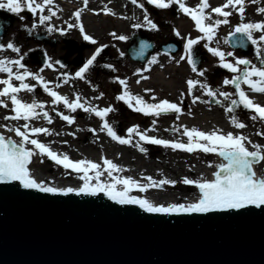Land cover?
<instances>
[{"label":"snow or ice","instance_id":"obj_1","mask_svg":"<svg viewBox=\"0 0 264 264\" xmlns=\"http://www.w3.org/2000/svg\"><path fill=\"white\" fill-rule=\"evenodd\" d=\"M149 4H153L156 8L165 9L171 5H179V9L190 16L195 23L196 29L203 33V37L197 39L189 38L185 44V51L188 54V63L192 65V71L197 73L199 76H203V71H198L195 61L192 59L191 50L192 46L198 43L199 39H207L211 41L215 35V29L221 24H227L231 11L225 9H235L240 14L241 23L234 26V30L229 33V36H236L240 34L237 43L241 47L244 46V38L251 42L253 46H256L259 42H264V20L257 22H243V14L245 12V0H226V2L218 7H211L208 0H199V3L195 7H189L186 5L185 0H147ZM53 3V0H0V9L7 10L11 13L19 15L22 11L27 9L28 12L33 15L39 14V22L44 24L46 21L51 20V17L55 15V12L51 7H48ZM133 4H137V0H132ZM84 8H87L88 0H83ZM139 7L143 8V4H138ZM45 8L51 15H44ZM206 9H210V12H206ZM83 8H78L73 15L76 18L77 23L80 21V15ZM94 11V10H93ZM105 14L114 15L111 9L106 6L102 9ZM260 13H264V8L257 10ZM211 13H216L218 17L224 19H215L212 21ZM21 20L23 16H19ZM206 21H211L207 22ZM144 24L151 29H157V25L153 23L147 12L144 14ZM36 25L33 24V27ZM75 24H69L68 27H74ZM134 28H140L144 25L137 23L132 25ZM80 31L83 34V39L90 41L91 43H97L92 36L84 34L83 25H79ZM51 30V27L49 28ZM63 32L64 30L58 29ZM261 33L258 38H254L253 33ZM115 39L125 41L128 38L124 35H117L111 33ZM179 35V32H176ZM227 42V41H226ZM146 45H142L145 47ZM208 51L215 57L219 58L220 67L227 69L234 75L223 80L224 85H233L235 89L234 95L238 98L231 99L230 105L226 109L229 112H233L237 107H243L249 111H252L254 115L251 119L256 120L259 118L264 121V106L259 103H255L248 94L243 90L241 85H247L252 92L264 93V52L260 48L256 49L258 59H260L261 67H257L247 58L234 57V61L226 60V56H233L232 52L225 53L221 51L219 47H209L208 44L204 45ZM107 45H101L95 49L93 55L75 72V77L83 80L85 74L89 68L93 65L97 55ZM11 50L15 53H20V48L13 42L7 43V45L0 43V50ZM124 55L123 52L120 53ZM185 57H181L184 59ZM23 56H19L17 59L3 58L0 59V73H6L7 78L0 79V97L8 98L11 101L12 109L14 113L10 117L5 119L11 120H23L20 126L9 127L7 125H0L5 128L7 132L14 133L19 140L12 139L11 136H5L0 133V182L18 181L20 185L25 189H37L45 193H61L68 194L75 192L76 194H90L95 195L98 192H105L110 199L116 201L119 204H137L146 212L151 213H208L214 211H229V210H243L249 206H255L256 208L264 207V172L259 175L254 170V165L260 161H264V145L253 144L254 150L250 151L245 141L247 137L239 134H233L232 132L223 133L221 130H213L211 132L201 131L195 127L188 128L183 127L182 135L188 137L187 143H181L177 141H171L167 139L157 138L155 136H149L146 134L148 130L140 131L138 125H133L127 128V136L118 135L113 129L111 124L107 121L106 117L108 113L114 111L109 107L99 108L92 105L87 100H82L79 94H76L74 99L61 95L59 92L54 91L48 87L49 81H45L43 76L38 73L27 70L25 65L22 63ZM156 57H152L150 63H156ZM59 63V61H57ZM241 65L243 67H241ZM47 67H52V64H46ZM23 69V71H13V68ZM106 67L112 68V65ZM115 69L113 68V71ZM141 69H137V73L141 72ZM65 77L67 73L63 74ZM31 77L33 80L40 83L43 87V91L51 97L52 104L62 103L63 106L72 112L77 109H82L84 112H92L102 122L100 125L101 131H106L107 135L113 140L118 141L120 144H130L132 137H139L140 141L147 143L162 145L164 147H171L173 149H181L188 152H192L195 149H199L205 153H215L219 157H222V161L214 166L215 171L212 173V178H199L196 180L184 178L183 183L186 185H194L199 190V196L194 202L190 203H179L169 204L167 206L158 205L150 202L145 198H138L128 195V193L137 188L143 192L149 187H159L164 184H175V181L163 179L160 181L153 180L152 177H144L147 183L141 184L134 180L132 177H121L113 178L112 183H102L99 181L102 167L90 160H76L72 161L66 154H58L53 151L50 146L41 142L35 138L41 133L50 134L49 130L43 127H33L29 121L37 118L42 111L43 117L48 119L51 123V118L47 111H43V103H38L33 100L32 103L23 102L18 98V93L21 90L33 92L35 85L25 83L26 78ZM141 79H148L146 76H141ZM13 80L19 81V85L13 83ZM117 82L123 87V91L116 97L118 100L123 101L127 106L136 112L143 113L144 115L158 116L166 113H177L179 114L182 109L177 103L170 102L167 99H160L158 102H147L142 96L134 95L127 85V79L116 78ZM65 82H67L65 80ZM137 83L140 81L137 80ZM187 93L192 96V101L195 103L200 99L199 96L193 95V89L197 86L203 91L205 95L210 98H215L217 92L213 91L212 88L204 82L196 79H188L186 81ZM59 87V85H56ZM146 92H152V89H145ZM220 96L228 99L231 95L229 92H219ZM103 96V93L100 94ZM184 93H181V100L183 99ZM100 97H95L99 99ZM153 101H156V96L153 94L151 97ZM208 103V101H204ZM219 103V101H216ZM0 106L7 107V104L3 99H0ZM60 118L69 124H72L75 120L74 116L64 115L62 112L57 113ZM232 124L235 128L243 129L246 125L239 121L238 117L232 116ZM155 124V120H153ZM178 129H173L177 131ZM251 143L250 141H248ZM31 145L32 147H29ZM141 152L145 149L137 145ZM41 156L46 155L49 159L54 160L57 164L63 165L64 168H71L72 170L83 173L80 179L84 181V184L79 188H58L52 187L45 184L44 181H38L33 177L30 172L29 164L32 157L36 154ZM103 159V166L111 177L114 171L118 170V165L113 163L112 160L107 158ZM123 170V169H120ZM95 173L96 184L93 186L89 183L91 177L89 172ZM117 185H122L120 189H117Z\"/></svg>","mask_w":264,"mask_h":264},{"label":"water","instance_id":"obj_2","mask_svg":"<svg viewBox=\"0 0 264 264\" xmlns=\"http://www.w3.org/2000/svg\"><path fill=\"white\" fill-rule=\"evenodd\" d=\"M0 264H264V207L151 213L0 182Z\"/></svg>","mask_w":264,"mask_h":264},{"label":"bare ground","instance_id":"obj_3","mask_svg":"<svg viewBox=\"0 0 264 264\" xmlns=\"http://www.w3.org/2000/svg\"><path fill=\"white\" fill-rule=\"evenodd\" d=\"M88 1H97V0H88ZM111 3L113 4V7H107L108 9H111V11L114 13V15H109L105 14L102 9L105 7L103 4H101V7H80L83 8V11L81 12L80 15V21L77 23V26L82 24L84 28V34L90 35L93 37L94 40L97 41V47H100L101 45H107V47H104L102 51L106 53V64L109 65V54L111 52V56L116 58L117 60H114L113 66L115 67L116 65H119L115 68L116 74L114 75V79L116 80L117 77L120 79H127V85L128 89L134 94V95H140L142 96L147 102L152 103V102H158L160 99H167L170 102L177 103L181 107L182 111L177 114H172L170 117L167 118H162L164 116L159 117L161 121L159 123L152 124V128L156 129V131H164L168 132V130L172 132L173 129H178V131L182 130L183 127H186L187 125H190L191 127H195L199 130H206V131H212V126L210 122H213L214 126H221L220 128L223 130H227L226 128L222 126L229 125V121L224 120L223 113L219 114L215 109L213 111L212 108H207L201 107L198 110L191 111L190 109V103L192 100V97L188 95L187 93V85L186 81L188 79H196L198 78L195 76V73L192 70H188L189 74H186L185 76V69L186 66L182 65L183 61L187 60V53L185 51V44L187 40L191 37H188L187 35L184 34V30L189 28V19H191L190 16L186 15L181 11L180 17L172 19L171 21L173 22L171 25V22L168 19V15H158L157 13L154 14H148L149 19L153 21L157 25V29H151L148 26L144 24V14L147 9H142L139 7H131L130 4H127L120 1V0H110ZM209 1V0H208ZM252 0H245L244 7H248V3L251 2ZM100 3H106L108 0H98ZM213 3L214 1L211 0ZM185 3L187 6L192 7L196 6L198 3L195 0H185ZM217 4H212L211 7H218L224 4L223 2H214ZM48 7H51L52 10L55 12V15L51 17V20L46 21L43 25H36L37 27H45L49 30L51 27V30H49L53 34H57L60 31H58L59 27H65L66 25L70 24V19L65 20L64 17V12L61 10V7H54L52 4L49 5ZM260 8H264V4L261 6H258ZM67 9V8H66ZM78 9V8H77ZM94 10V11H93ZM206 12H210V9H206ZM71 12V10H70ZM76 10L74 11V13ZM44 15H51V13L48 12L47 8H45V11L43 13ZM152 15H157V16H162L164 22L169 23L168 30L163 31L157 20L152 16ZM216 16V13H211V16ZM250 15H254L253 17ZM244 20L251 21L253 19H258V17H263L264 18V13L260 12H254L253 14H249L248 12H245L243 14ZM221 19H224L221 17ZM140 23L144 26L142 28L144 29L145 35H154V39L156 43H162L166 42V40L170 37H176L179 40H181L183 44V48L179 53L174 55V57L168 56L165 53L159 51L155 52V57H156V63H150V61L146 64H140L138 62H135L130 58L128 49L130 47L131 43V34L134 32L136 28H134L132 25ZM238 22H235L237 24ZM86 26V27H85ZM235 26L233 23H229V28L234 29ZM30 28H35L33 26H29ZM228 27L224 25H219L214 31L215 35L211 41H208L205 39L206 43L209 45V47H219L218 44L220 45L219 40V35L222 36L228 32H230ZM195 29V30H194ZM193 31L194 33L199 32L196 28H194ZM116 33L117 35H124L128 39L125 41H120L115 39L111 33ZM176 32H179V35H176ZM80 38H83V34H80ZM191 39H197V38H191ZM201 48V44L198 40V43L196 45ZM203 46V45H202ZM206 50V53H209L210 56H212L215 60H219L218 57L213 56L206 47H204ZM221 51H224L225 53L228 52V50H223L221 47H219ZM101 51V52H102ZM95 52L94 50H91L90 52L87 53L86 55V60H88L93 53ZM100 52V53H101ZM123 52L124 55L121 56L120 53ZM99 53V54H100ZM153 56V57H154ZM181 57H185L184 59H181ZM98 55L96 57V60L94 61L93 64L97 65L98 63ZM127 61L126 64V69L121 68L122 65L121 63L123 61ZM82 67V66H80ZM78 67V69L80 68ZM52 67H47L46 70L51 69ZM77 69V70H78ZM137 69H141L142 71L137 73ZM54 72H59L58 68L54 69ZM194 74V75H193ZM205 75L212 76V73L210 71H206ZM141 76H146L148 79H141ZM95 78H97V81L99 84V91L100 93H103V96L100 95V93L93 94L89 97L92 102H90L92 105H95L99 108H104L105 107V101L108 100L110 97V91L107 85V80L108 78L106 76H102L101 74L97 73L95 75ZM139 80L140 82L137 83L136 81ZM177 82L176 87L174 86V83ZM157 86L160 87L161 92H157ZM199 88V86H197ZM76 89L80 90L82 92L81 96H83V86L77 85ZM145 89H152V92H146ZM123 87L117 82L114 85V93L113 96L116 98L122 91ZM181 93H184L183 99L181 100ZM153 94L156 96V101H153L151 97ZM193 94L195 96H199V93L195 92V89H193ZM204 94V93H203ZM206 99H209L213 102H216V97L215 98H210L207 95H205ZM95 97H100L99 99H95ZM117 99V98H116ZM123 102V101H122ZM124 103V102H123ZM224 103H219V105H223ZM127 106V104L124 103V106ZM214 108V107H213ZM212 112V113H211ZM176 117L177 122L176 124H169L167 125L166 122L169 119H172ZM202 120V123L201 121ZM220 121L223 123L220 125ZM189 122V123H188ZM204 122V123H203ZM219 122V123H217ZM100 123L98 122L97 126L94 127V131L96 132V135L94 136V140L88 139V144L83 145L80 144L79 149V154L82 156L81 158H78V160H90L93 161L97 164H100L102 167L99 169L101 171V176L99 177L100 180H107V178L103 177L105 172V168L103 166V159L102 158H107L109 160H112L113 163L118 165V170L114 171L112 173L111 179H109V183L113 182V178H121V177H132L134 180H140L143 179L144 177H152L153 180L160 181L163 179L167 180H172L175 181L176 183H183L184 178H189L188 174L185 173V170H177L176 172H172L171 174L168 175V167H166V170L164 168H161L160 174H153L152 172L154 171L152 164L154 155H156L157 149L152 150L154 152L148 153L146 151L141 152L139 150V147L137 145L139 144L140 147L144 146L141 144V142L137 141L139 137L133 136L132 137V142L130 144H120L118 141L113 140L111 137H109L106 133V131H101L100 130ZM160 125H165L163 128H160ZM210 125V126H209ZM140 131H143L139 129ZM0 133L4 134L3 131H0ZM118 132V135L121 136H127L122 133ZM6 136V135H5ZM153 136V135H152ZM169 137H166L165 139H168ZM14 140H18L15 137H12ZM164 139V138H163ZM171 140V139H169ZM248 141L245 142L247 144V147L250 151L254 150L252 145L253 144H260V143H254L253 141ZM260 145H264V143H261ZM88 147H93L96 149L97 155H94V150L89 149ZM162 153H169L168 151L165 150L164 146H160ZM87 152H86V151ZM166 151V152H165ZM222 157H219L218 155L215 157L216 164L220 163L222 161ZM142 160H146L147 163H143ZM161 160V159H160ZM35 157H32V160L29 164L30 172L33 175L35 179L38 181H44L45 184L48 186L52 187H58V188H79L81 187L84 182L82 181H77L74 179H69V180H64L63 176H59L60 171H57L54 174L48 175L45 171H39L38 168H34L33 164L35 163ZM162 161V160H161ZM162 163H164L162 161ZM176 165H179V163H175ZM209 166V164H206ZM154 166H159L156 163H154ZM214 168V167H213ZM205 168L202 169L200 168H193L192 166L190 168V171L192 170V173H194L193 177L196 178L197 176H208L206 178L210 179L212 178V173L216 170L215 168ZM103 169V170H102ZM123 169V170H120ZM173 169V168H172ZM254 170L257 172L259 175L261 172H264V166L262 163H257L254 165ZM92 171H90L91 173ZM158 172V170L156 171ZM140 174V175H139ZM93 179L96 182L95 174L93 175ZM140 183V182H139ZM175 184H170V185H176ZM93 186L96 183H92ZM142 184V183H141ZM122 185L117 186V189H120ZM129 195L138 197V198H145L149 200L150 202L158 205H164L167 206L169 204H179L181 203V200H177V198L180 196V194L174 195H168L165 194L162 191H159L155 194H146V195H140L135 192H130ZM172 196V197H171ZM199 196V190L195 188V191L193 192L190 197H186L183 203H190L194 202ZM177 197V198H176Z\"/></svg>","mask_w":264,"mask_h":264},{"label":"rangeland","instance_id":"obj_4","mask_svg":"<svg viewBox=\"0 0 264 264\" xmlns=\"http://www.w3.org/2000/svg\"><path fill=\"white\" fill-rule=\"evenodd\" d=\"M65 1H68V0H65ZM75 1H77V0H75ZM195 1L197 3L199 2V0H195ZM213 1L217 2V0H213ZM223 1H224V3L226 2V0H218V2H223ZM125 2H128V1L125 0ZM143 2H145V0H137L138 4H143ZM214 2L213 3L211 2V5L212 4H217V3H214ZM63 3H65V2L62 1V0H53L52 4L61 5ZM128 3H130V2H128ZM130 4L132 5V7H136L132 3H130ZM248 4H249L248 7H258V6H261L262 4H264V0H252ZM94 6H95V4H94ZM143 7H145L147 9V11H148L147 13L148 14L157 13L158 15H164L165 13H163V12H165L164 10H166L168 12V14H165V15H168V19L171 22V25L173 23L171 20L175 19V18H179L180 17V13H181L180 10H179L176 15H173L169 8L158 9L155 6L149 4L148 2H145ZM75 10H77V8ZM226 11H231L232 14L229 17H227L229 22L227 24H221V25H224V26L229 28V23H231V24L233 23L235 25L234 21L237 22L239 20L240 14L238 12L234 11L233 9L230 10L229 8L226 9ZM245 12L251 13L252 11L250 9H245ZM19 16H23L24 19H23V21H19V22L16 23L17 26L12 30V34L15 32V35L20 37V39H22L23 41L25 39H26V41H29L31 47L32 46L33 47L34 46H38V47L44 48L49 53V58H50L51 62L54 63L55 65L58 64L57 63V59L61 55L62 52L56 54V51L61 49L60 44H58V43L55 44V45L58 44L57 47H59V48L56 49V48H54V45H52L51 43L43 44V46H42V45L36 44L35 40L33 41V39H32V35H34L37 32L39 33L41 31H43V29H44L43 26L42 27L35 26V28H30L29 27V26H33V24H35V25H43V24H41L39 22V14L33 15V17L29 19L27 17V15L22 11L19 14ZM152 16L157 20V22L159 23V25L161 26L163 31L168 30V28H169L168 26H171V25H169V23L164 22L162 16H157V15H152ZM211 17H212V21H214L217 18L221 19V17H218V16L217 17L216 16H211ZM69 18L71 19V22H73V20H74L73 11L70 12V17ZM209 22H211V21H209ZM28 29H31V30L28 31ZM193 29H194L193 23L190 22L189 23V28L184 30V34L187 35L188 37H191V38H198L199 34L194 33ZM230 29L231 28H229L228 30H230ZM65 30H66V33L68 34V36L69 35L71 37L73 36V38H75V39H77L78 41L81 42V40H79V38H77V36H76V34L74 32H71L66 27H65ZM28 32H31V33H28ZM28 35H30V36L28 37ZM59 35L64 36V34H62V33L59 34ZM201 35H202L201 37L204 36V34H201ZM58 39L62 41L64 38L63 37H59ZM205 39H203V40H205ZM151 40L157 46L158 43L156 44L154 36H153V38H151ZM218 41H220V45L218 44V46L221 47V49L228 50V52H232L234 54L233 56H226V60L234 61V57H240V58H243V57L244 58H248V57H250L248 55H242L240 53V51H237V50L235 51V49L233 50L229 46L228 41H227V43H226L225 40L223 41V35L222 36L219 35V40ZM222 41H223V44H222ZM224 42H225V44H224ZM201 44H207V43L205 41H202ZM96 45H97V43L92 44V46L90 48L83 49V55H85V57H86L87 53L90 52L91 50H93ZM23 46H25V42H24V44L23 43L19 44V48L20 47L23 48ZM158 46H160V45L158 44ZM105 56H106V53L101 54V58L103 60H104ZM171 56L174 57V55H171ZM73 60H74V56L73 57H69V62H72ZM249 60L253 63V60L251 58H249ZM100 61H99V64L101 63V65L104 66V64H103L104 62L102 63ZM109 63H110V65H113L112 57H109ZM216 63H219V60H215L212 56L209 57L208 55H206V59L203 61V63L201 64V66L197 70L198 71H203V72L205 70L206 71L208 70L210 72H214L215 68H216ZM126 64H127V61L126 60L123 61L122 64H121L122 65L121 68L126 69L127 68ZM182 65L186 66V69H185V76H186V74H189L187 68L189 70H191L192 68H190L187 65L186 61H183ZM117 66H119V65H116V67ZM241 67H243V66L241 65ZM59 70L62 71V68H59ZM95 70H96V68H91V70H89V73H87V77H86L85 81H81V79L75 78L74 75H73L74 72L71 73V74H68V76H67V77H70L71 78L70 80L74 81V83L76 85L77 84L78 85L81 84L83 86V89H82V90H84L83 91V96H81V94H82L81 91L75 90L76 89V85H74L73 89H70L67 86V84L66 83L64 84V82H63L65 90L67 92H69V94L72 97H75L76 94H79L80 97L83 100L85 99V100H87L89 102H92V100H90L89 97L91 95H93V94L100 93V91H99V83H98L97 79L94 76V74L95 75L97 74V73H95ZM97 71L100 74H102L103 76H106L108 78L106 83H107L109 91H110V97L108 98L107 101H105V104H106V107L111 106L114 109V111L108 113L106 119L111 124V126L113 127V129L117 133L120 132V130H121L122 134L127 135V131L126 130H127L128 127H131L133 125H138L139 129H141L143 131L148 130L147 133L155 134V135L161 136V137H169V139L173 138V140H175L174 138H177V139L181 140L182 142H188V137L182 135L183 132L182 133H174V132L173 133L172 132L169 133V132H164V131H156L153 128H151V123L153 122V120H155L156 122H160L161 119H159V117L164 116L162 118H167V117H170L172 114H175V113H171L170 112V113H166V114H160L158 116H148V115H144L143 113L136 112L133 109L129 108L128 106H125V107L122 106L123 102L118 100V99H116L113 96L114 85L116 83V80L114 79V75L116 74L115 70L114 71H110V70H107V69L102 70V69H100L98 67ZM230 73L231 72H228L227 74L224 73L222 76L220 74L218 77H216L215 81H210V79L208 77H206L205 74L203 76H199V75H197V73H195V76L201 82H204V83H207V84H208V82H210L209 85L212 88H215L216 85H221L225 78L231 77V75L233 73H231V74ZM50 77H52L54 79L56 78L55 76H50ZM176 85H177V82L174 83L175 87H176ZM157 89H158L157 92L160 93L161 90H160L159 86H157ZM196 89H197V92L200 91V89H198V88H196ZM223 90L226 91V92H229V93H233V89L230 86H228V85H225ZM220 98H222V97H220ZM191 102H192V100H191ZM201 107H204V104H201V102H199V101L196 102V106H191V103H190L191 111L198 110ZM215 110L219 114L222 113L221 109H215ZM90 120H92V121H90ZM176 120H177V118L174 117L172 119H169L166 122V124L167 125L176 124V122H177ZM36 121H37V124H34L33 127L47 126L48 130H49V133H50V134H44L41 137H38L40 135L39 134V135L36 136V137H38L37 139H39L41 142L45 143L46 145L47 144L50 145L51 148H53V150L56 151L58 154H66L69 157V159L72 160V161H76V160H78V158L82 159V156L79 154V151H81V150L79 149L78 146H80V144H83V145L88 144L89 143L88 139L94 140V136L96 135V133L94 131V127L98 124V122L100 124L102 123L100 121V119L98 117H96L95 114L92 113V112H90L89 115L87 114V116L85 118H79L76 122H74L72 124H64V123L62 124V121H59L58 123H54L51 126H49V125H46V124L42 123V121H40L38 118H36ZM200 121L202 123V120H200ZM210 123H211V126H212L213 122H210ZM0 125H3V123H0ZM220 125H222L221 121H220ZM189 127H190V125H189ZM58 130H59V132L64 133V135L59 133ZM227 130H228V132H232L234 135L238 134V128H235V126L233 124H231V125L229 124ZM225 133H227V132H225ZM137 141L141 142V144L144 146L145 151L148 152V153L154 152L152 150H156L157 149L158 153H156V155H154V158H156V159H153L152 164H151L153 166V169H154V171L152 172L153 174H158V173L160 174L161 168H164L166 170V167H168V172H167L168 175L171 174V171L172 172H176L177 170H182L183 169V170H185V173L188 174L189 179L196 180V179H199L201 177L206 178L209 175L208 176H197L196 178H194L193 177L194 173H192V170L190 171V169H188V171H186L187 170L186 168H190L192 166L193 168H196V169L200 168V167L202 169H205V168H210L211 169L214 166H210V164L211 165H215L216 164L215 159H214V154L215 153H205V152H203V151H201L199 149H195L192 152H188V151H185V150L173 149V148L170 147V148H165V150L169 152L167 154V153H162L161 148H160L159 145H155V144L147 143V142H144V141H140L139 138L137 139ZM88 148L94 150V155H97L98 151H96V149H94L93 147H88ZM35 157H36L35 158V164L33 165V167L34 168H38L39 171H43L44 172L46 170L45 172L48 175H50V174H54V172L56 171V168L58 167L57 170L60 171V175L59 176H63L64 180L74 179V180H77V181L84 182L83 180L80 179V176L83 175V173H78V172L72 170L71 168H67L66 169L62 165L59 167V164H57L56 162H55V164H48L47 160H46V155L41 156V155H37L36 154ZM160 159L164 163H162V161ZM142 161H143V163H147L146 160H142ZM177 162L179 163V165L175 164ZM154 163H156L159 166H154ZM206 164H209V166L206 165ZM52 166H56V168H55L54 172L51 173V172H49V169ZM61 167H63L64 170ZM157 170H158V172H156ZM74 172H76V173H74ZM105 172L107 174L104 173L103 177L107 178V180L103 181V180L99 179V181L102 182V183H109V181H110L109 179H111L112 176L110 177L106 170H105ZM94 174H95L94 172H91V173L89 172V176L91 177V179L89 180L90 184L97 182V181L95 182V180L93 179V177H94L93 175ZM136 181H138L140 183H143V184L147 183V181L144 178L140 179V180H136ZM150 188H152L153 190L156 189L157 192H159V190H161L162 192H164L165 194H168V195L174 194V195L177 196V194H180V196L178 198L177 197L176 198H177V200H181V203H183L186 197H190V195L193 194V192L195 191L196 187L194 185H186V184H182V183H176L175 186L174 185H170V184H164V185H161L159 187H149L147 190H145L146 192L145 191H143V192L137 191V192L141 193L143 195H144V193H148V192L151 194L152 190Z\"/></svg>","mask_w":264,"mask_h":264},{"label":"flooded vegetation","instance_id":"obj_5","mask_svg":"<svg viewBox=\"0 0 264 264\" xmlns=\"http://www.w3.org/2000/svg\"><path fill=\"white\" fill-rule=\"evenodd\" d=\"M261 20H264V18L258 17L257 21H261ZM260 34L261 33H259V32H254L253 36H254V38H258ZM257 45H258L257 48H260L261 51L264 52V42L258 41ZM253 61L257 67L262 66L260 64V59H258L256 52L253 55ZM253 101L255 103H259L262 106H264V93L253 92ZM253 115H254V113H253ZM261 134H264V121H261L259 118H257L256 120H253V137L258 138V137H260Z\"/></svg>","mask_w":264,"mask_h":264}]
</instances>
